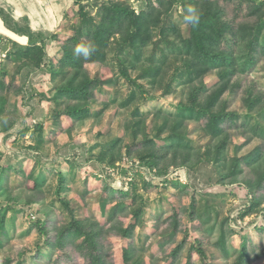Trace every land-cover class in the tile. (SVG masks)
<instances>
[{
	"label": "rangeland",
	"instance_id": "374dc122",
	"mask_svg": "<svg viewBox=\"0 0 264 264\" xmlns=\"http://www.w3.org/2000/svg\"><path fill=\"white\" fill-rule=\"evenodd\" d=\"M112 1L0 0V80L5 85L0 92L6 96L0 113V264H89L76 246L80 240L49 250L38 230L39 221L51 231L72 216L99 224L105 264H122L128 246H136L140 264H264V191H250L253 171L247 165L234 178L219 180L225 159L264 150V53H249L233 33L237 24L256 18L249 14L252 3L264 10V0H192L202 16L209 14L210 4V10L217 5L229 29L215 48L225 50L223 65L199 59L198 69L205 71L191 79L180 68L175 72L191 58L183 43L192 30L183 21L185 0H123L136 13L151 6L162 11L152 38L136 54L139 60L130 64L132 51H127L120 63L112 43L103 63L84 62L90 76L100 79L90 99H54L70 78V70L64 74L56 67L52 75L63 43L77 32L87 40V30ZM16 24L43 45L40 66L10 56L14 44H29L26 34L10 29ZM259 43L264 45V37ZM150 56L163 66L155 81L144 76ZM123 66L135 81L126 78ZM221 85L224 91L217 97ZM192 94L197 102H208L213 114L222 113L219 136L205 134L210 113L189 105ZM72 106L88 109L87 118L66 116ZM174 116L182 120L179 130L189 147L166 148ZM223 142L217 154L215 147ZM152 150L157 166L168 167L164 174L140 165L138 154ZM204 152L208 160L196 161ZM110 157L115 168L107 169ZM217 157L223 163H216ZM133 179L135 201H144L138 220V204L130 206ZM118 202L124 209L110 216ZM135 222L140 225L122 237L120 229Z\"/></svg>",
	"mask_w": 264,
	"mask_h": 264
},
{
	"label": "trees",
	"instance_id": "16d2710c",
	"mask_svg": "<svg viewBox=\"0 0 264 264\" xmlns=\"http://www.w3.org/2000/svg\"><path fill=\"white\" fill-rule=\"evenodd\" d=\"M183 5L184 7L195 6L192 0H185L183 2ZM257 5L258 4L252 3V5L250 6L249 13L252 17V14L257 15L256 18L252 21L241 22L237 24V26L233 30V33L237 40H239L240 42H246V45L249 47V53H264V45L261 46V43H259L261 38L264 37V10L262 8L260 10L259 6ZM103 8L104 12L100 17V20L93 23L85 34L87 40L93 41L97 46L96 53H94L87 60H84L82 58H75L73 56V47L79 42H81V40L79 39L80 32H77L76 35L74 34L63 43L62 56L57 60V65L53 66L52 75L55 76L58 73V70L63 71L64 74L68 72V70H70V78L67 76V78L63 80L64 82L60 85V88L56 92L57 96L54 99L58 100L60 97H69L79 101L83 99H90L93 96L94 89L100 84V79L97 77L90 76L88 71H86L84 68V62L103 63L105 61L108 49L111 47V44L114 43L113 48L115 49L119 57L118 61L123 64V54L127 51V54H129V51H132V56L127 55L129 57H127L129 59L128 62L132 64V61L138 58L136 54L139 55L143 51L142 49L145 44L148 43L152 38V29L159 26L158 24L161 20L162 14V11L158 8H155L154 6H151L148 11L141 10L136 13L134 9L131 8L130 5L127 2H124L123 0H113L110 4H105ZM210 8L211 4L208 9L209 14L206 16H202L201 14L200 23L195 27L192 26V30L189 31L188 34L189 37L186 36L185 40H183L184 46L187 49V52L190 54L191 58L184 59L182 67H176L175 72L178 73L180 68L181 70H183V75L187 74L189 79H191V75L193 77H198L202 73H204V69H198L199 59L217 62L218 66L223 65V62L221 60V54H223L225 50L219 49L216 51L215 48H217L216 44L222 39V37L228 31L229 28L228 24L223 20V18L219 14L217 5H213V10H210ZM257 11L259 12L256 13ZM10 29L20 34H26L29 37V44H27V46L14 44L15 50L12 54H10L12 59H16V57H19V59L25 58L27 60V62H24L26 65L29 64L35 67L40 66V64L43 62V57L45 55L43 45L41 46L40 44H37L32 39H30L32 37V34L29 29L24 31L18 25H12L10 26ZM159 29L161 31V36H164V23H161ZM211 42H214L215 44L211 46ZM212 51L214 54H212ZM148 59L150 60L149 66L146 68L144 76H147L152 81H155V78L160 76V73L163 69L162 62L155 61L154 56H150ZM218 59L220 60L218 61ZM138 60L139 59H137V61ZM126 70L127 67L123 66L122 72L126 75V78L131 80L132 82L135 81L134 79L130 78ZM0 87V91L4 90L5 85L2 79L0 80ZM222 90L223 85L220 86L217 97L222 94V92L224 91ZM197 91H199V89ZM5 98L6 96L4 95V93L0 92V113L2 112V103L6 102ZM188 101L189 105H192L191 107H194L196 109L199 108V110L197 111L210 113L207 117L208 120L204 124V128H202L204 129L205 134L210 135L212 137L219 136L221 131L220 123L223 117L221 115L222 113L218 111L213 114L210 104L208 102L205 104L203 102H197L195 94L189 95ZM197 103H199V105ZM184 109L190 111V109ZM87 110L88 109L86 108L81 109L80 106H72L69 107L68 110L66 109L64 111V114L79 121L83 118H87L89 114ZM57 117L59 118L60 115H58ZM174 117L175 119L174 121H172L173 126L171 129L168 128L169 130L167 131L168 135L166 138V148L178 149L180 147H189L190 144L184 141V132L182 130H179V126L181 125L182 120L178 119L177 116ZM139 122L140 121L135 122V125H137ZM165 124H167V121H165L164 125ZM164 125L158 127L159 132H161L164 127H166ZM37 127L38 131L41 133L43 130V126L39 125ZM224 144L225 142H223L221 146L215 147V149H217V154H219L220 151L225 148ZM103 153L105 152L103 151ZM183 153H185L184 157L186 158L188 156L187 152L184 151ZM207 153L204 152L202 158L197 157L196 161L206 159L208 160ZM109 155L111 156V151ZM138 156L139 159L142 161L140 162V165L147 167L150 171L151 169L156 167L154 171L156 175H161V173L164 174L165 172H167L168 167L160 168L159 166H157V157L154 155L153 150L147 152L146 154L140 153L138 154ZM103 161L104 157H99V162ZM225 161H227V164L221 162L218 157L215 159L216 163H223L222 165H220V167L222 169H225V173L220 174L219 180L223 181L227 178H234L236 171H239L242 165H247L253 171V177L248 182V186L249 188H251L250 191L252 193L264 191V150L260 151L255 156H252V154L242 156L233 155L225 159L224 162ZM108 164L109 165L106 166L107 169L115 168V160L113 157H110ZM125 171L127 173L126 169ZM3 182V174L0 173L1 189L3 188ZM145 185H150V182H145L144 186ZM130 186L133 194V196L131 197L132 203L130 204V206L138 204V208L134 210V215L138 220L140 218V213L143 212L142 207L144 201H139L141 203L136 202L137 200L135 188H137V184L134 179L130 182ZM118 192H120L122 195L126 194V192L123 190H118ZM138 197H140L139 194ZM122 209H124L122 208V204L119 202L116 203L115 206H113L112 208L110 216ZM250 209H248L247 211H251ZM247 213L249 212H245L243 215ZM39 222L41 223V225L38 226V230L41 236L43 235L44 238L47 239L44 244L48 245L49 250L53 249L54 247H64V245L67 243L66 241L75 242L76 240H80V242L76 246L78 249H80L81 253L89 259V264L106 263L105 256L103 254L104 247L103 243L101 242V240H103L102 231L101 228L98 227L99 224L97 222H86L76 219L72 216L70 222H67L64 225L51 230L52 234L50 230L46 229L44 221ZM137 225L140 224H137L135 222L128 229L121 228V236L124 238L128 237L131 233V230H133L134 227ZM3 230L4 228L0 224V232H2ZM198 251L200 256L204 255L203 251ZM136 252V246H128L124 248L122 254V264H140V260L135 256ZM15 264H21V262H16Z\"/></svg>",
	"mask_w": 264,
	"mask_h": 264
},
{
	"label": "clouds",
	"instance_id": "9594fccd",
	"mask_svg": "<svg viewBox=\"0 0 264 264\" xmlns=\"http://www.w3.org/2000/svg\"><path fill=\"white\" fill-rule=\"evenodd\" d=\"M183 21L190 26H197L200 23L201 12L195 6H185L182 8ZM97 51V46L91 40L82 39L81 42L76 44L72 53L75 58L89 59Z\"/></svg>",
	"mask_w": 264,
	"mask_h": 264
}]
</instances>
